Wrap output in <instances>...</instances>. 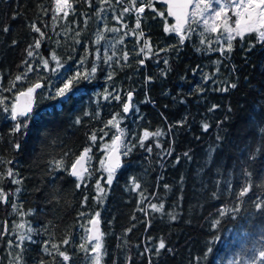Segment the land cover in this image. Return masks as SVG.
Listing matches in <instances>:
<instances>
[{
  "label": "trees",
  "instance_id": "trees-1",
  "mask_svg": "<svg viewBox=\"0 0 264 264\" xmlns=\"http://www.w3.org/2000/svg\"><path fill=\"white\" fill-rule=\"evenodd\" d=\"M124 6L116 0L106 5L92 0L89 7L79 0L69 19L58 21L59 26L53 32L51 13L44 15L42 10L51 8L52 0H0V85L7 88L16 75L26 70L20 66L22 60H28L38 69L29 73L28 80L35 82L43 77L41 83L45 85L38 90L45 95L36 96L38 115L30 124L23 151H14L13 143L20 138L10 134L13 122L0 112V160L13 161L11 165L0 164V173L11 167L18 173L17 179H22L20 185L6 179L0 187L13 193L10 199L21 205L23 212L33 210L32 215L21 216L13 213L10 202L0 203V232L5 221L9 225L6 238H0V264H16L13 257L21 249L9 247L8 240L15 241L19 232L13 230V224L25 221L35 231L30 234L32 239L22 245L25 249L22 264H41V261L64 264L62 258L55 256L52 243L67 252L68 264H92L89 254L80 250L79 245L85 242V229L96 212L100 213L104 234L101 264H149L150 260L152 264H252L259 252L264 251V133L260 132L264 127V47L257 44L246 52L247 43L234 42V51L221 56L200 44L202 27L194 25L196 31L184 45H178L179 52H160L141 66L137 61L144 57L136 53L142 40L138 44L134 36L125 35L135 27V14H125L120 24L113 19ZM156 7L165 10L163 5ZM101 8L104 11L98 18L95 13ZM13 14H17L16 19L12 18ZM154 15L146 9L141 24L153 50L177 44L178 37L174 33L165 34L163 20L153 19ZM34 21L51 37L40 50L41 55L49 58V53L55 50L64 64L60 72L71 68L68 74L72 75L80 67L78 61L84 55V43L89 53L99 49L103 57L105 50L111 54V45L121 36L124 42L116 44L115 51L117 57L127 51L129 60L125 63L120 59L116 64L114 57L111 68L101 61L103 70L97 72L91 83L82 82L69 102L49 100L48 89L53 84L61 86L60 81L42 68L39 57L28 58L25 53L38 35L30 28ZM169 23H173L170 18ZM105 25L121 31H106ZM5 26L10 28L7 33L3 31ZM98 31L105 38L94 44ZM77 32L81 34L79 37ZM76 39L82 43L75 44ZM13 40L17 43L13 44ZM198 48L203 51H197ZM93 58L90 54L85 68L91 66ZM164 59H168V65L163 63ZM49 67H56L55 62L50 61ZM109 71L115 73L111 81L106 80ZM205 75H212V80L205 83ZM149 76L152 79L146 83ZM230 83H236L237 87L228 92L218 90ZM27 86L28 83L17 85ZM198 86L204 91H199ZM113 88L124 100L127 92L133 91V107L127 115L123 114L121 103L103 99L105 90L111 92ZM15 91L0 95L8 96L10 102ZM213 104L219 107L209 112ZM86 111L90 115L85 116ZM115 113L121 114L120 127L126 132L127 146L136 147L128 156H122V167L109 187L104 183L106 173L95 169L101 168L103 144L110 143L116 133L115 128H105ZM77 117L82 120L79 125L74 123ZM180 121L184 123L178 124ZM218 122H221L219 127ZM203 123L210 125L207 132L202 128ZM100 129L108 135L91 145L93 175L86 180L87 187L77 189L75 178L67 171L54 170L53 162L68 152L64 159L65 166H70L83 147L91 144L88 136L93 131L103 135ZM145 129L164 133L145 141V145H151V153L138 144ZM218 135L224 137L222 142L217 141ZM157 142L161 147H156ZM169 150L171 155L166 154ZM245 170L251 175H244ZM133 178L140 184L136 191L131 190ZM97 179L106 191L102 203L93 199ZM247 185L250 191L238 198L241 188ZM17 187L21 188L20 193H15ZM256 203H261L262 208L256 209ZM150 204H163L164 208L153 212ZM141 208L148 214L138 210ZM221 210L225 211L224 216L219 215ZM217 220L219 223L213 227ZM66 238L70 243L64 245L62 241ZM161 239L166 248L157 254L155 249ZM44 241L49 243L45 245ZM45 247L53 254L48 255ZM256 264L264 261L256 259Z\"/></svg>",
  "mask_w": 264,
  "mask_h": 264
},
{
  "label": "snow or ice",
  "instance_id": "snow-or-ice-1",
  "mask_svg": "<svg viewBox=\"0 0 264 264\" xmlns=\"http://www.w3.org/2000/svg\"><path fill=\"white\" fill-rule=\"evenodd\" d=\"M101 5L110 4V0H98ZM79 3V0H52L51 8H43L44 15H48L51 13V28L53 32H55L56 28L59 26L58 21L68 20L72 15L74 10V4ZM84 3L88 4L89 7L92 6V0H84ZM117 4L123 3L125 6L122 7L119 16L113 15V19L116 20L118 24L122 23L124 20L125 14H135L136 23L135 27L131 28L125 35H132L137 40L138 44L142 40V45L140 46V50L136 53L137 56L143 55L144 59L138 60V64L143 66L145 64V60L150 59L152 56H158L160 52H171V51H180V47L185 44L187 39H191V34L196 31V28L193 26L202 27V31L200 32V44L207 45V51L219 52L221 56L230 55L234 51V42L244 44L247 43L248 47L245 51L253 50L257 44L261 47H264V0H116ZM166 6L165 10H158L156 5ZM146 9L150 10L155 15L152 17L155 19L159 17L163 20V31L165 34H175L178 37L177 44L168 45L165 48L158 49L156 51L153 50V45L149 39L145 38V33L141 28L142 21L145 19ZM103 8L98 9L96 11V16L99 18ZM17 14H13V19H16ZM169 18L174 20V23H169ZM87 19L84 21L87 24ZM40 23H44L41 21ZM123 28H128L127 24H122ZM31 31L35 34H38L34 37L33 43L29 44L25 49L26 56L28 58L36 59L39 57L40 65L44 70L50 71L53 75L57 76V79L60 81L61 86L55 87L53 84L47 91V99L58 101L61 104L69 102L73 96L79 91V86L82 82L91 83L95 78L98 71L103 70L100 66V62L104 65H107L109 68L112 67L113 59L116 57L115 63L119 64L120 59H123L125 63L129 60V53L127 51L123 52L122 57H117V52L115 51L116 44L123 43L124 37L121 36L114 44L111 45L113 51L109 55L107 50H105L103 57L100 56V50L97 49L96 53H89L87 43L83 44L84 47V55L78 61L79 68L74 72V74L69 75L68 73L71 71V68L66 69L64 72H60L61 68H64V64L61 63L59 56L55 50H52L49 53V58H44L41 55L40 50L42 49L46 40H51L45 31L38 25L37 22H32L30 25ZM70 30V29H69ZM105 30L109 32H120V28H108L105 25ZM5 33L10 31V28L5 26L3 28ZM208 34L207 36L205 34ZM59 35V33H57ZM80 32L76 33V36L79 37ZM214 37V38H213ZM104 35L102 31H98L96 35V40L93 41L94 44H99L102 39H104ZM75 44H81L80 39H76ZM13 44L17 42L15 40L12 41ZM59 44V41H56ZM179 45V46H178ZM215 45V47H213ZM75 51V48L73 49ZM197 51H203V49L198 48ZM93 55V59L91 60V66L89 68H85L84 65L89 62V55ZM50 61L55 62L56 67L50 68ZM163 63L165 65L169 64L168 59H164ZM214 63L219 64V61H215ZM22 68L26 69L22 71L20 74L16 75L15 78L9 82V86L4 88L0 85V92H8L12 93L14 89L16 91L13 93V99L9 102V97L5 95H0V112L7 114L4 118L10 119L13 122L12 127L10 128V134L20 139H17L13 143V149L16 152H20L24 150V146L27 143V137L29 135L30 124L37 118L38 113L36 112V96L39 94L41 96L45 95L44 92H39L45 87L41 81L44 79L43 77H38L35 82H31L28 80L29 73L33 71H37L33 67V64L28 60H22L21 65ZM219 69H217L218 71ZM195 71V70H194ZM115 73L113 71H109L106 80L111 81L114 78ZM152 77H147L146 83L151 81ZM205 83L212 80V75H205L203 77ZM28 83L27 87L18 88V84ZM51 83V82H50ZM237 87L236 83L227 84V86L218 89L219 91L228 92L230 88L234 89ZM54 88V91H53ZM198 90L203 92L204 88L198 86ZM115 93V94H113ZM104 100L113 99L122 104V112L127 115L132 109L133 104V91L127 92V99H122L121 93L113 88V91L105 90L103 95ZM219 105L213 104L211 108H209V112L215 111ZM231 108H229V112H231ZM85 116L90 115L89 112L84 113ZM120 113H115L112 115L111 119H109L105 125V128L111 127L116 129V133L112 135L110 143H104L102 147V151L104 153L103 157L100 158L99 163L101 165L100 169H95V171H103L106 173V179L104 183L109 187L113 184V180L116 177L117 171L122 167L121 156H128L132 148L136 147L135 144H132L131 147L127 146V142L124 137L126 132L123 128L120 127ZM96 118H99V112L96 113ZM228 119V117H225ZM75 124L79 125L82 123L80 117H77L74 121ZM178 124H183V121L177 122ZM221 122H218V127ZM171 128V126H170ZM202 128L205 132H207L210 128L208 123H203ZM100 132L103 135L98 136L95 131H93L89 136L88 140L91 142L89 146L83 147V149L79 152L78 155L70 162V166L66 167L64 157L69 156L68 152H65L64 155L59 160H55L54 170L58 171H67L68 174L75 178L76 180V188L80 189L82 186L87 187L85 183L86 180L90 179L93 175V169L91 167L92 160L94 156V150L91 145L96 144L98 140L103 141L104 136H107L108 133L104 131V129H100ZM260 132L264 133V127L260 128ZM164 133L157 129L155 132H150L145 129L142 135L138 138L139 147L144 148L148 153L152 152L151 145H145V141H148L152 137H160ZM224 137L217 136V141L222 142ZM156 147L159 148L161 145L159 142L156 143ZM167 155H171V150H169ZM185 156L188 153H184ZM177 162H179V158H177ZM13 163L12 160H0V164L11 165ZM244 175L250 176L251 174L245 170ZM18 173L14 172L13 168L8 167L5 172L0 173V185L4 183L6 179L10 180V182L14 185H20L22 183V179H17ZM167 188L168 186L165 185ZM140 188V184L136 182L135 178L132 179V191H136ZM96 196L93 199L97 200L99 203L103 202V197L106 195L105 188L101 184V180L97 179L95 184ZM250 191V185L243 186L239 192L238 198H242L246 196V194ZM21 188L17 187L15 189V193H20ZM13 193L6 192L3 187H0V203H11L13 213L18 215H32L33 210H29L27 213L23 212L22 206L19 205L15 200H11V196ZM88 200V197H84V202ZM143 203V200L140 201ZM149 207L153 212H161L164 208L163 204H150ZM256 209H261L262 204L256 203ZM140 211H144L145 215H147L146 209H138ZM239 209H234V211H238ZM81 216L84 213H80ZM220 216L225 215V211L221 210L219 213ZM135 219V217H133ZM172 219H175V216H172ZM91 225L90 228H86V238L85 242L79 245L80 250L85 251L89 254L90 259L92 260V264H101L102 255H103V243L102 237L103 233L100 231V213L96 212L94 216L88 221ZM219 221H215L213 227L218 224ZM83 227V225H82ZM13 230H19L17 236L14 240L9 239L8 245L9 247H15L21 249L20 253H17L13 259L16 264H22L23 261V252L25 249L22 247L26 240H31V233L35 231L30 224L25 221L21 223H14ZM127 231H131L128 229ZM5 233H9V225L7 221L4 222L3 231L0 232V238H6ZM94 241V243H93ZM49 241H44V244L47 245ZM64 245L70 243L68 238L62 241ZM90 245V248H89ZM51 248L55 251V256L62 258L64 264H68L70 261V256L66 251L60 249V247L52 243ZM166 248V244L163 239H161L155 249L157 254L160 253L161 250ZM44 251L48 255H52L53 253L48 250L47 247L44 248ZM148 251V249H145ZM211 251V248L208 249V252ZM11 255V253H10ZM207 253H205V257ZM264 261V251L259 252V256L256 258ZM256 259L252 260V264H256ZM41 264H44L41 261ZM149 264H152L151 260Z\"/></svg>",
  "mask_w": 264,
  "mask_h": 264
},
{
  "label": "water",
  "instance_id": "water-1",
  "mask_svg": "<svg viewBox=\"0 0 264 264\" xmlns=\"http://www.w3.org/2000/svg\"><path fill=\"white\" fill-rule=\"evenodd\" d=\"M165 9H166V6H165ZM172 21H173V23H174V20L172 19V18H170ZM121 162H122V156H121ZM91 219V218H90ZM91 227V225L88 223V227L87 228H90ZM100 231L102 232V228H101V223H100Z\"/></svg>",
  "mask_w": 264,
  "mask_h": 264
},
{
  "label": "rangeland",
  "instance_id": "rangeland-1",
  "mask_svg": "<svg viewBox=\"0 0 264 264\" xmlns=\"http://www.w3.org/2000/svg\"><path fill=\"white\" fill-rule=\"evenodd\" d=\"M88 227V226H87ZM93 243H94V241H93Z\"/></svg>",
  "mask_w": 264,
  "mask_h": 264
}]
</instances>
